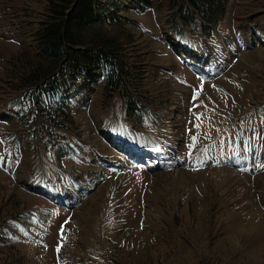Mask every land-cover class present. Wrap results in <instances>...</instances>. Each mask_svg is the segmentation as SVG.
<instances>
[{
    "label": "rangeland",
    "instance_id": "374dc122",
    "mask_svg": "<svg viewBox=\"0 0 264 264\" xmlns=\"http://www.w3.org/2000/svg\"><path fill=\"white\" fill-rule=\"evenodd\" d=\"M50 1L0 0V264H264V212L252 213L258 201L264 211V0H227L209 29L182 19L181 0L145 10L102 0L99 20L122 17L109 31L120 38L125 85L110 91L104 66L88 70L58 97L71 114L56 128L24 79L40 61ZM202 56L216 72L200 75ZM120 142L178 165L163 179ZM253 149L262 154L248 160ZM241 157L248 168L236 165ZM40 158L68 207L32 190L43 186ZM230 236L249 258L237 247L225 256L218 245Z\"/></svg>",
    "mask_w": 264,
    "mask_h": 264
},
{
    "label": "trees",
    "instance_id": "16d2710c",
    "mask_svg": "<svg viewBox=\"0 0 264 264\" xmlns=\"http://www.w3.org/2000/svg\"><path fill=\"white\" fill-rule=\"evenodd\" d=\"M181 1L182 19L190 25L199 22L205 29L217 26L227 10V0ZM100 3L101 0H51L49 16L36 34L37 46L42 51L40 61L29 71L25 68L24 79L37 103L44 106L42 112L49 127L63 126L70 119V105L58 97L88 70L104 66L110 91H120L125 85L127 63L121 53L120 38L109 31L122 17L114 13L109 24L97 20ZM152 3L153 0L138 2L144 10ZM196 13L200 17L194 19Z\"/></svg>",
    "mask_w": 264,
    "mask_h": 264
},
{
    "label": "bare ground",
    "instance_id": "6f19581e",
    "mask_svg": "<svg viewBox=\"0 0 264 264\" xmlns=\"http://www.w3.org/2000/svg\"><path fill=\"white\" fill-rule=\"evenodd\" d=\"M187 48L186 47H184V50H186ZM205 57H203L202 59H204ZM188 61V63H191L192 61H191V59H188L187 60ZM214 66V62L213 63H210L209 64V66L207 67V68H212V69H210V70H214V72H216L217 71V67L215 66V67H213ZM200 75H206L208 72H207V69L206 68H204V69H201L200 71ZM210 74H211V72H210ZM217 83V82H216ZM222 84V83H221ZM221 87V86H220ZM247 110V109H246ZM241 112H242V110H241ZM1 113H3V112H1ZM245 113V112H244ZM243 113V114H244ZM236 117V116H235ZM216 125V124H215ZM182 127V126H181ZM216 127H218V126H216ZM108 138H113V135L111 134V133H109V134H107L106 135ZM114 143V142H113ZM116 145V144H115ZM124 146H126V149H125V151H127L128 152V154L129 155H132L133 156V158H135V159H137L138 161H140V162H142L143 164H144V166L145 167H147V168H151V170L153 171V174H154V172H156L157 174H162V177L161 178H163L164 177V174H166L167 173V170H169V171H171L170 169H172V168H169V166H172V165H178L176 162H169L166 158H164V157H161V153H160V151L157 149H152V150H150V151H146V150H142L141 148H138V149H136V148H134V147H132V146H129V145H127V144H124V143H122V142H120L119 143V145H118V147H124ZM121 150V149H120ZM262 153H261V151H258V150H252V151H250L249 152V157L247 158L248 160H250V159H253L254 157H256L257 158V156L259 157V155H261ZM264 154V153H263ZM134 160V159H133ZM137 160H134V161H136L137 162ZM249 162V161H248ZM110 164H112L114 167H117V164H114L113 162H109ZM142 163H140V164H142ZM239 168H241L242 167V169H244V167H246V168H248L249 166H248V163L246 162V158H244V157H241L240 159H238V162H237V164H236ZM236 166V167H237ZM237 167V168H238ZM179 168V167H178ZM242 169H240V170H242ZM183 171V176H180L179 178H180V180H184V183H186L187 181H188V184H186V185H189V181L191 180V178H190V172L188 171V170H185V169H181V172ZM232 172V171H231ZM262 173V172H261ZM236 174V173H235ZM261 175V174H260ZM179 176V175H178ZM231 176V175H230ZM264 176V175H263ZM232 177H233V175H232ZM262 178V177H261ZM260 178V179H261ZM164 179V178H163ZM242 179H243V177H242ZM155 178L153 179V181H152V185L154 184V182H155ZM33 186L35 187V188H37L38 186L37 185H35V184H33ZM39 188V187H38ZM43 191H44V193H46V194H48V195H52L53 197H56L57 199H60L61 197H60V192L57 190V191H55V192H53V191H51L50 190V188H44L43 189ZM154 191V188H152V186L150 185L149 186V189H148V191L146 192V197H147V203H148V206H147V209H146V211H145V214H144V216L143 217H147V220L148 219H150V216H151V204L149 203L150 201V199L152 200V198H151V194H152V192ZM263 193V192H262ZM154 194V193H153ZM207 194V193H206ZM153 197V196H152ZM257 197L259 198L260 197V192L259 193H257ZM256 197V198H257ZM258 198H257V200H258ZM261 198H264V197H261ZM205 202V201H204ZM111 204V203H110ZM254 205V208H253V215L254 216H257V215H262L263 214V207H262V203L260 202V201H258L257 203H255V204H253ZM262 208V209H261ZM143 219H145V218H143ZM226 221V220H225ZM149 223V222H148ZM144 224V223H143ZM254 227H256L257 225H254V224H252ZM145 225H143V226H140L139 227V230H141V232L142 231H146L147 229H145V227H144ZM234 223L232 222L230 225H228V229H229V231H232V229H234ZM148 229H149V225H148ZM149 230H151V229H149ZM226 231V230H225ZM138 233V232H137ZM139 233H140V231H139ZM262 233H263V231H262ZM263 235V234H262ZM264 240V235H263V239H262V241ZM230 243L231 244V248L229 247V246H227V243ZM208 243V242H207ZM241 242L239 241L238 242V244H237V241H236V239H234L233 237L231 238V236L229 237V238H225V239H222L221 241H220V243H219V247L221 246V245H223V247H224V251L225 250H229V251H231V253H225V256L227 257V258H232L231 256H233V253H234V248L235 247H237L238 248V251H239V255H240V257L241 258H249L250 257V253L246 250V249H244L243 248V246L240 244ZM209 244V243H208ZM202 246H204V247H206V249L207 250H209V248H208V246H207V244H206V242H203V244H202ZM210 247V246H209ZM200 248V247H199Z\"/></svg>",
    "mask_w": 264,
    "mask_h": 264
},
{
    "label": "crops",
    "instance_id": "0c3cea01",
    "mask_svg": "<svg viewBox=\"0 0 264 264\" xmlns=\"http://www.w3.org/2000/svg\"><path fill=\"white\" fill-rule=\"evenodd\" d=\"M210 35V34H209ZM48 160L45 158H40V173L42 172V178L39 180L45 187H49L52 185L53 182L56 183V175L57 173L54 170V167L51 166L50 168L48 167ZM36 172V169L33 170V173ZM58 179L60 180V176L58 174ZM38 181V178L35 179ZM48 222V220H47ZM70 219L68 218V221L62 223L63 228L65 229L66 226H69Z\"/></svg>",
    "mask_w": 264,
    "mask_h": 264
},
{
    "label": "water",
    "instance_id": "95a60500",
    "mask_svg": "<svg viewBox=\"0 0 264 264\" xmlns=\"http://www.w3.org/2000/svg\"><path fill=\"white\" fill-rule=\"evenodd\" d=\"M40 194V193H39ZM42 194V193H41ZM54 203H56V205H59L56 201H54ZM66 207H67V205H66Z\"/></svg>",
    "mask_w": 264,
    "mask_h": 264
},
{
    "label": "snow or ice",
    "instance_id": "6c2138e0",
    "mask_svg": "<svg viewBox=\"0 0 264 264\" xmlns=\"http://www.w3.org/2000/svg\"><path fill=\"white\" fill-rule=\"evenodd\" d=\"M197 127H199V125H197ZM193 139L195 140L196 138L194 137Z\"/></svg>",
    "mask_w": 264,
    "mask_h": 264
}]
</instances>
